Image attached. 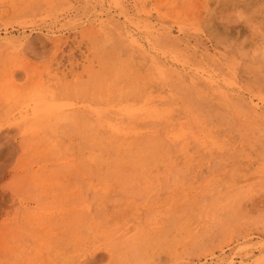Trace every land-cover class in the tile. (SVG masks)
I'll return each instance as SVG.
<instances>
[{
    "label": "rangeland",
    "instance_id": "374dc122",
    "mask_svg": "<svg viewBox=\"0 0 264 264\" xmlns=\"http://www.w3.org/2000/svg\"><path fill=\"white\" fill-rule=\"evenodd\" d=\"M0 264H264V0H0Z\"/></svg>",
    "mask_w": 264,
    "mask_h": 264
},
{
    "label": "bare ground",
    "instance_id": "6f19581e",
    "mask_svg": "<svg viewBox=\"0 0 264 264\" xmlns=\"http://www.w3.org/2000/svg\"><path fill=\"white\" fill-rule=\"evenodd\" d=\"M155 102V101H154ZM90 118V117H89ZM169 118H170V116H169ZM125 119V118H124ZM97 120V119H96ZM111 120V119H110ZM126 120V119H125ZM174 122V121H173ZM139 123V122H138ZM112 124V123H111ZM147 124V123H146ZM119 125V124H118ZM143 125V124H142ZM120 127V126H119ZM123 128V127H122ZM159 128V127H158ZM64 131V130H63ZM111 132V131H110ZM104 133H105V131H104ZM106 133H107V131H106ZM114 133V132H113ZM143 134H145V133H143ZM117 135V134H116ZM120 135V134H119ZM118 135V136H119ZM161 135V134H160ZM110 136H112V135H110ZM115 136V135H114ZM121 136V135H120ZM123 136V135H122ZM150 136V135H149ZM106 137V136H105ZM143 137V136H142ZM154 137V136H153ZM170 137H172V136H170ZM114 138V137H113ZM137 138V137H136ZM167 138V137H166ZM169 138V137H168ZM116 139V138H115ZM118 139H120V138H118ZM146 139V138H145ZM159 139V138H158ZM104 140H106V139H104ZM175 140V139H174ZM177 141H178V139H176ZM105 142V141H104ZM132 142V141H131ZM170 143V142H169ZM109 144V143H108ZM111 144V143H110ZM128 144H129V142H128ZM128 144H127V146H128ZM133 144V143H132ZM154 144V143H153ZM146 145H147V143H146ZM150 145V144H149ZM89 146V145H88ZM151 146V145H150ZM110 147V146H109ZM152 147H154V146H152ZM87 148V147H86ZM101 149V148H100ZM141 149H142V147H141ZM145 149V148H144ZM150 149V148H149ZM146 150V149H145ZM96 151V150H95ZM104 151V150H103ZM107 151V150H106ZM114 151V150H113ZM157 151V150H156ZM109 152H110V150H109ZM109 152H107V153H109ZM163 152V151H162ZM103 153V152H102ZM101 153V154H102ZM111 153V152H110ZM147 153H148V150H147ZM155 153V152H154ZM130 154V153H129ZM144 154V153H143ZM153 154V153H152ZM163 154V153H162ZM151 155V154H150ZM163 156V155H162ZM168 156H169V154H168ZM165 157V156H164ZM166 157H167V155H166ZM145 158V157H144ZM146 158H148V157H146ZM127 159V158H126ZM149 159V158H148ZM147 159V160H148ZM152 159V158H151ZM171 159V158H170ZM157 160V159H156ZM97 161V160H96ZM127 161H128V159H127ZM145 161V160H144ZM152 161H154L153 159H152ZM118 162V161H117ZM126 162V161H125ZM109 163V162H108ZM114 163V162H113ZM148 163V162H147ZM150 163V162H149ZM148 163V164H149ZM99 164H100V162H99ZM124 164V163H123ZM127 164V163H126ZM131 164V163H130ZM129 164V165H130ZM109 165V164H108ZM117 165H119V162H118V164ZM147 165V164H146ZM127 248V247H126Z\"/></svg>",
    "mask_w": 264,
    "mask_h": 264
}]
</instances>
